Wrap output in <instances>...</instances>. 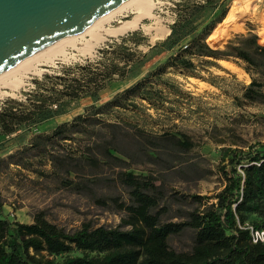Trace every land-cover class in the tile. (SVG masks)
I'll use <instances>...</instances> for the list:
<instances>
[{
  "label": "rangeland",
  "instance_id": "1",
  "mask_svg": "<svg viewBox=\"0 0 264 264\" xmlns=\"http://www.w3.org/2000/svg\"><path fill=\"white\" fill-rule=\"evenodd\" d=\"M222 1L228 2L232 16L222 24L227 12L218 24L220 30L214 33L217 25L207 37L210 47H222L235 34L255 35L258 44L264 46L260 23L264 0H251L247 12L236 9L246 0ZM174 2L159 0L154 10L157 26L153 18L147 17L134 30L109 37L92 55L82 56L68 48L69 54L75 56L40 66L45 71L28 75L27 85L15 96L0 98V109L3 104L10 107L15 102L21 110H27L42 96H58L50 99L55 107L46 108L53 116L42 122L38 118L37 124L29 127V137L25 136L21 149L30 145L38 132L46 134L78 115L87 117L82 127L85 129L74 135L75 139L46 145L42 156L39 150L29 151V169L20 166L16 172L13 166L12 176L0 178V210L4 217L31 222L34 214L42 212L47 220L69 232L84 222L114 227L122 213L97 199L118 197L127 202V190L117 180V174L133 171L152 176L162 186L164 204L168 206L162 219L178 221L198 206L188 199L190 195L206 200L222 187L218 173L221 148L237 146L246 150L247 146L264 145V106L242 100L241 93L250 76L226 60L222 61L230 66L221 61L218 67L198 64L197 77L166 70L160 81L147 85L157 93L153 104L134 95L123 106L105 108L104 114L93 115L96 107L122 94L165 61L170 51L160 47L151 52L148 46L169 34V25L176 18ZM115 24L116 21L111 23ZM148 24L153 28L143 26ZM159 28L168 31L158 35ZM131 32H137L132 39L128 36ZM213 35L216 37L211 39ZM137 40L141 42L139 46L134 44ZM127 52L134 54L136 65H124ZM146 52L148 57L143 58ZM71 86L77 87L75 95L66 91ZM131 102L137 107L133 108ZM180 135L191 141L189 149L173 141ZM0 146V155L8 151L13 154L19 147L10 140L0 142ZM192 241V231L187 230L172 236L169 245L176 251H187Z\"/></svg>",
  "mask_w": 264,
  "mask_h": 264
},
{
  "label": "trees",
  "instance_id": "2",
  "mask_svg": "<svg viewBox=\"0 0 264 264\" xmlns=\"http://www.w3.org/2000/svg\"><path fill=\"white\" fill-rule=\"evenodd\" d=\"M173 5L176 18L169 25V34L149 47L151 52L160 47L170 51L165 61L122 94L96 107L93 115L104 114L105 108L123 106L134 95L153 104L157 93L147 85L160 81L166 70L197 77L198 64L218 67L220 60L233 62L249 74L250 82L241 93L242 100L264 106V46L258 44L257 36L235 34L220 48L208 44L207 37L228 12V2L175 0ZM136 33L128 36L132 39ZM133 56L125 54V66L137 64ZM142 57H148L147 52ZM68 90L75 95L77 87ZM53 97L58 99L55 93L42 96L29 109L18 113L9 108V112L0 113V125L10 132L9 122L27 123L30 127L37 124L38 118L41 122L49 119L53 114L46 108L51 107ZM131 105L137 107L132 102ZM86 119L78 115L46 134H34L29 146L1 162L29 169V151L39 150L42 156L46 145L75 139L74 135L85 129L82 127ZM172 139L182 149L192 146L185 135ZM218 173L222 181L220 190L206 200L197 194L190 195L188 199L198 206L178 221L162 219L168 211L162 186L152 176L133 171L117 174V180L127 190V202L118 197L97 199L122 213L114 227L84 222L69 232L47 220L42 212L34 214L31 222L23 223L4 217L0 210V264H264V242L253 243L249 230L252 227L264 231V145L247 146L246 150L237 146L221 148ZM187 230L193 234L190 249H172L170 238Z\"/></svg>",
  "mask_w": 264,
  "mask_h": 264
},
{
  "label": "water",
  "instance_id": "3",
  "mask_svg": "<svg viewBox=\"0 0 264 264\" xmlns=\"http://www.w3.org/2000/svg\"><path fill=\"white\" fill-rule=\"evenodd\" d=\"M125 0H0V73Z\"/></svg>",
  "mask_w": 264,
  "mask_h": 264
},
{
  "label": "bare ground",
  "instance_id": "4",
  "mask_svg": "<svg viewBox=\"0 0 264 264\" xmlns=\"http://www.w3.org/2000/svg\"><path fill=\"white\" fill-rule=\"evenodd\" d=\"M251 0H246L245 3L241 1L237 10H248L247 4ZM159 0H125L113 11L100 17L98 20L89 24L87 27L74 32L66 38L53 43L39 51L33 53L26 59L18 62L13 67L0 73V98L13 97L16 92L23 89L27 85L26 79L30 74H39L45 69L40 66L53 64L56 60H66L75 56V54H69L68 48L73 49L79 55H92L96 47L107 40L109 37H117L128 31L137 28L141 21L145 18H153L155 25H158V19L154 14ZM235 10V9H233ZM131 14L130 17L128 15ZM232 16V10L228 12L222 24L230 21ZM113 21H116L115 25H111ZM260 23L263 26L262 32L264 33V13L260 18ZM146 29L153 28L152 24L143 25ZM218 25L214 33L220 30ZM168 29H157L158 35H163ZM216 35H213L211 39H214ZM70 56H69V55ZM223 65L230 66L227 62L221 61Z\"/></svg>",
  "mask_w": 264,
  "mask_h": 264
},
{
  "label": "crops",
  "instance_id": "5",
  "mask_svg": "<svg viewBox=\"0 0 264 264\" xmlns=\"http://www.w3.org/2000/svg\"><path fill=\"white\" fill-rule=\"evenodd\" d=\"M149 47L150 46H148V49H149ZM220 61H222V60H220ZM2 107L3 108L0 109V113H2V112H9L8 111L9 108H11V110L14 111L15 113H18L19 110H21V108L17 104L16 105H12L10 107H6V105L3 104ZM21 111H23V110H21ZM8 125H9V127L11 129L10 132H5L3 130V128H2V126L0 125V138H1V141L0 142H4L5 140L15 141L16 145L19 146V147H17V150H19V149H21V144L24 142L23 140L25 139V136L26 137H29V135H28L29 133L27 132L29 130V124L22 123V124L18 125L15 121H13V122H9ZM27 145L29 146V143ZM0 147H2V146H0ZM8 153H10V151H8L7 153H5L3 155H0V178L2 176H6L8 174L11 175L12 171H11V168L10 167L15 166V169H13V171H16V172H18L16 169H19L20 168V166L18 164H11V163H9V164H5L4 165V163L1 162V161H8V156L10 155ZM23 223H29V222H23Z\"/></svg>",
  "mask_w": 264,
  "mask_h": 264
},
{
  "label": "built area",
  "instance_id": "6",
  "mask_svg": "<svg viewBox=\"0 0 264 264\" xmlns=\"http://www.w3.org/2000/svg\"><path fill=\"white\" fill-rule=\"evenodd\" d=\"M52 106L55 107V105H52ZM249 230H250L251 239L253 243H257V242L263 243L264 242V231L254 230L252 227H249Z\"/></svg>",
  "mask_w": 264,
  "mask_h": 264
}]
</instances>
